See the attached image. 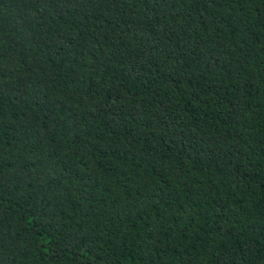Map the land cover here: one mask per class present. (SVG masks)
<instances>
[{"label": "trees", "instance_id": "16d2710c", "mask_svg": "<svg viewBox=\"0 0 264 264\" xmlns=\"http://www.w3.org/2000/svg\"><path fill=\"white\" fill-rule=\"evenodd\" d=\"M0 264H264V0H0Z\"/></svg>", "mask_w": 264, "mask_h": 264}]
</instances>
